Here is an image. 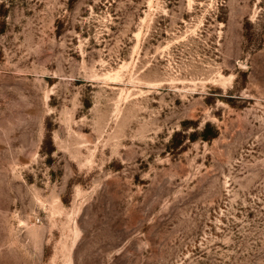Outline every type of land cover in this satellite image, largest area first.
Listing matches in <instances>:
<instances>
[{
    "label": "rangeland",
    "instance_id": "374dc122",
    "mask_svg": "<svg viewBox=\"0 0 264 264\" xmlns=\"http://www.w3.org/2000/svg\"><path fill=\"white\" fill-rule=\"evenodd\" d=\"M0 264H264V0H0Z\"/></svg>",
    "mask_w": 264,
    "mask_h": 264
}]
</instances>
